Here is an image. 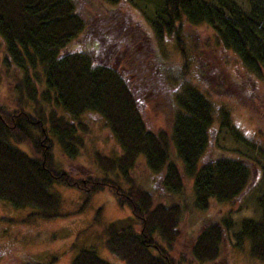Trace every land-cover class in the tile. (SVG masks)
I'll return each mask as SVG.
<instances>
[{
  "label": "trees",
  "instance_id": "16d2710c",
  "mask_svg": "<svg viewBox=\"0 0 264 264\" xmlns=\"http://www.w3.org/2000/svg\"><path fill=\"white\" fill-rule=\"evenodd\" d=\"M74 2L0 0L4 59L18 71L9 85L11 95L7 101H0V198L14 205H28L31 213L52 217L63 213L55 184L88 193L106 187L131 210L104 226L105 246L125 264H216L224 233L235 222L228 215L208 217L197 229L187 230L180 226L183 210H207L213 203L241 194L250 187L255 162L245 153L205 157L213 107L191 80L181 91L162 95L171 110L163 126L150 120L140 101L146 103L147 97L154 101L158 94L151 87L146 91L149 96L140 100L132 85L149 84L150 72L155 70L156 79L159 58L148 65L146 60L154 52L147 50L135 56L138 50L132 49L127 64L133 71L127 79L116 67L94 60L89 49L71 47L70 42L86 29L96 32L99 39L106 34V15L78 10ZM98 2L116 7L125 2L137 8L157 33L174 31L182 52L185 40L179 34L180 24L201 25L209 33L213 31L215 41L235 52L244 66L255 71L259 66L264 68V0ZM193 46L197 56L202 45ZM147 69L149 72L143 73ZM164 76L171 79L169 75L160 77ZM85 110L103 118L119 146L113 156L94 152L97 165L111 174L76 176L55 162L54 141L68 156H76L79 146L84 145L79 130L88 126L80 116ZM220 121L221 127L231 128L224 108H220ZM234 135L240 136L238 131ZM141 157L149 172L161 178V194L179 199L165 202L130 175ZM187 180L189 193L184 190ZM256 207L255 215L238 221L233 236L237 243L247 237L251 253L264 259V185L258 189ZM70 264L111 262L84 246L74 252Z\"/></svg>",
  "mask_w": 264,
  "mask_h": 264
},
{
  "label": "rangeland",
  "instance_id": "374dc122",
  "mask_svg": "<svg viewBox=\"0 0 264 264\" xmlns=\"http://www.w3.org/2000/svg\"><path fill=\"white\" fill-rule=\"evenodd\" d=\"M74 1L78 10L93 14L99 12V17L106 15L103 31L106 34L99 39L96 32L86 29L70 42L71 47L89 49L94 60L116 67L127 79L133 71L127 64L133 56L130 54L132 49L138 50L139 54L135 52V56L152 50L154 54L146 60L148 65L155 57L159 58L157 78L154 77L156 70L151 71L153 67L149 66L152 74L150 83L132 85L135 96H140V100L149 96L146 91L151 87L152 92L158 94L154 96V101L149 100V97L146 103L140 101V108L150 120L163 126L171 110L162 95L170 96V91L176 89L181 91V87L191 80L204 92L213 107L214 118L209 126L205 157L225 152L245 153L253 159L255 163L251 167L248 189L230 200L213 203L207 210H183L180 226L195 230L208 217L228 215L235 224L228 229L227 234L224 233L216 264H264V259L251 253L247 237L237 243L233 236L242 217L256 214L257 192L264 185V68L259 66V70L255 71L244 66L235 52L215 41L213 31L209 33L201 25L194 26L187 21L180 24L179 34L185 40V52H182L174 31L157 33L137 8L125 2L116 7L97 3V0H92L94 4L88 0L89 4H85V0ZM105 9L107 12H103ZM194 44L199 47L202 45L197 56ZM4 55V43L0 37L1 102L7 101L11 95L9 85L18 74L15 67L4 59ZM201 64L205 67H200ZM148 69L143 73H148ZM161 70L164 74H160ZM161 75H169L171 79L165 80V76L162 78ZM49 105L53 106L54 102H49ZM220 108L226 110L231 128L220 126ZM80 116L88 124L85 130H79L83 134L84 145L79 146L76 156H68L54 141L52 153L56 164L71 169L76 176L85 173L111 174L97 165L94 152L113 156L118 153L119 146L99 114L85 110ZM234 131H238L240 136L234 135ZM20 145L26 146L25 143ZM259 147L263 151H259ZM130 175L165 202L179 199L177 195L168 197L161 194V178L149 172L142 157L132 167ZM121 182L127 184L123 178ZM189 182L187 180L184 189L187 193ZM54 187L61 195L63 212L57 216L34 214L28 205H14L0 198V264H70L74 252L84 246L93 248L111 264H125L105 246L104 226L110 220L130 214V207L119 203L115 193L106 187L89 193L71 185L55 184Z\"/></svg>",
  "mask_w": 264,
  "mask_h": 264
}]
</instances>
